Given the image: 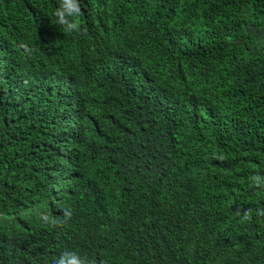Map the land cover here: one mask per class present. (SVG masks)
<instances>
[{"label":"trees","instance_id":"1","mask_svg":"<svg viewBox=\"0 0 264 264\" xmlns=\"http://www.w3.org/2000/svg\"><path fill=\"white\" fill-rule=\"evenodd\" d=\"M0 264H264V0H0Z\"/></svg>","mask_w":264,"mask_h":264},{"label":"clouds","instance_id":"2","mask_svg":"<svg viewBox=\"0 0 264 264\" xmlns=\"http://www.w3.org/2000/svg\"><path fill=\"white\" fill-rule=\"evenodd\" d=\"M81 13H79L78 11H77V14L76 15H80Z\"/></svg>","mask_w":264,"mask_h":264}]
</instances>
